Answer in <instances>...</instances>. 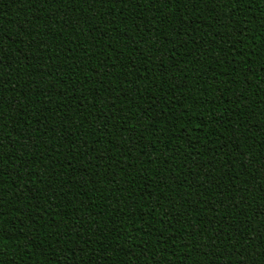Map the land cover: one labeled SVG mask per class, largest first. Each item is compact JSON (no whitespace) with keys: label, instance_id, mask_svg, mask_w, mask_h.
Returning <instances> with one entry per match:
<instances>
[{"label":"trees","instance_id":"1","mask_svg":"<svg viewBox=\"0 0 264 264\" xmlns=\"http://www.w3.org/2000/svg\"><path fill=\"white\" fill-rule=\"evenodd\" d=\"M80 8L78 0L46 8L0 0V81L16 87L8 98L20 100L17 108L31 104L26 115L9 104L0 121V264H74L56 233L75 244L73 255L90 239L83 256L92 264H264V0L181 6L163 24L146 0L98 6L87 23ZM161 97L173 100L167 112ZM93 147L98 163L88 158ZM245 188L254 190L237 191Z\"/></svg>","mask_w":264,"mask_h":264},{"label":"snow or ice","instance_id":"2","mask_svg":"<svg viewBox=\"0 0 264 264\" xmlns=\"http://www.w3.org/2000/svg\"><path fill=\"white\" fill-rule=\"evenodd\" d=\"M33 2H36V0H33ZM39 2L46 8V7H48V6L52 5V4H56V3L67 4L68 0H39ZM78 2L81 5V8H80L81 15H80L79 19L80 20H84L86 23L90 22L93 19V17L96 16V9H97L98 6L100 8H103L106 5H111L112 8H116L117 6H119L121 9H124V6L126 4L131 3L137 8L141 7V0H78ZM207 2H208V0H146V4L151 6V8L154 10L155 14L152 16L153 20H156V14H163L161 16V20L158 22L160 24H163L165 21H167L168 18H169V14L174 13L176 10L180 9L181 6H183L185 8L195 9L197 4H204V3H207ZM232 2L234 4H238V3L242 2V0H232ZM249 2H250V0H249ZM72 8L76 9L75 8V4H73ZM142 10L143 11H147V7H145ZM75 11L76 10H73V12H75ZM88 12H91V15L85 17L84 13H88ZM115 15L116 14H114V13L110 14V18L107 21V23H109L110 25L114 24ZM119 15L123 18V11H121L119 13ZM185 18L186 17L184 15L176 17V19L179 20V21H183ZM37 19H39V18H37ZM47 19L51 20V16H48ZM57 22H59V21H57ZM76 22L77 21H75V20L73 21V23H76ZM100 22L101 23H105L106 22L102 16L100 17ZM68 23H69L68 20H64L63 23H62V27L68 26ZM192 23L194 24L195 21H193ZM229 23H235L234 14H233V18H231L229 20ZM136 27L137 28L140 27L139 17L137 18ZM189 28L193 32L197 31V29L192 27V25H189ZM242 33H243V29H241V35H242ZM160 35H163V33H160ZM143 42H144L143 39H141L139 41V43H141V44ZM13 43H16V41H13ZM171 43L173 45H175V41L174 40L171 41ZM182 46H185V45H182ZM149 47L152 48V53H161V55L164 54L161 51V48L158 47V46L152 47V45H149ZM85 51H87V50H85ZM168 51L170 52V55H169L168 58L174 60L175 56H176L175 47H173L172 49H169ZM152 53H149L148 55L143 56V59L145 61L150 60ZM100 54L102 55V53H100ZM4 56H6V53L4 52L2 45H0V57H4ZM2 62L3 61L0 60V63H2ZM69 62H71V61H69ZM114 66H115V62H113L112 65H109L108 66V70L105 72V75H109L110 71H111V68L114 67ZM8 67H11V65L9 64ZM157 67L160 68V69H165L166 68V65H165V62H164L163 59L160 60V62L157 65ZM146 71H147V69H146ZM249 71H250V69H249ZM97 75H99V72H97ZM125 75H127V73H125ZM8 76H11V73H8ZM144 78L145 77H141V79H144ZM84 79H87V77L85 76ZM101 79H103V77H101ZM8 83H9L8 80L0 81V121L3 120V117L5 115L6 110L10 109L9 108V104H11V106H12L11 110L18 111V112H20V113H22L24 115L27 114L26 112H24V107H31V104L27 103L26 105L21 106L20 108H17V106L20 105V100L16 99V98H13V99H9L8 98V94L9 93H12V94L16 93V87L15 88L14 87L9 88V87H7ZM120 87H121V90L123 91V85H120ZM128 91L129 92H140V88H139V86H137L135 88L129 89ZM161 91H163V90H161ZM27 95L29 97H31L32 94L28 93ZM97 95H99V93H97ZM125 98L126 99L128 98L127 94L125 95ZM241 98H242V94H241V96H237V100H240ZM116 99L117 100L120 99V96L117 95ZM187 99L188 98L186 97L185 98V102L187 101ZM206 102L207 101H205V103ZM158 103H160V105L162 107H164V111L167 112L168 111L167 105L173 104V100H172V98L161 97V99H160V101H158ZM113 106H115V105H113ZM173 107H174V105H173ZM205 111H210V109L205 108ZM150 113H152V106L151 105L147 109L144 110L145 116H149ZM197 115H200V114L196 113L195 109H193V118H195V116H197ZM229 115H231V113H229ZM165 118L170 119V117H165ZM249 118L251 119V117H249ZM57 119L63 120L64 118H63V116H57ZM46 120H47V118L45 117L44 121L41 122L42 126L45 129H47V127H48V125L46 123ZM185 120L188 123H191V120L189 119V117L185 116ZM89 123H91V121H89ZM217 123L222 125L223 121L217 120ZM205 126H207V125H205ZM196 128H200V125L197 124ZM39 130H40L39 128L36 129V131H39ZM53 130H55V129H53ZM167 131L169 133H171L173 130L172 129H167ZM21 135H22V138L25 140V142L28 144L29 147H31L33 144H35V141L32 140L31 137H23V134H21ZM45 135H47V132H45ZM92 135H95V132H93ZM133 135H135V133ZM64 139H65V142L69 143V145L71 147V141L68 139V137H65ZM74 139H80V137H75ZM13 146H15V144H13ZM189 146H191V145L189 144ZM224 146H227V145L225 144ZM81 147H85V146L81 145ZM2 149H3V144L0 143V151H2ZM87 151L89 153V156H88L89 160L92 161V162L98 163L99 160L101 159V156H100L99 152L97 151V149L95 147H93L91 149H88ZM91 153H95V155H91ZM81 154H84V153H81ZM149 155H150V153H149ZM177 155H179V153H177ZM227 155L229 156V158H231V153H227ZM240 155H243V153H240ZM13 158L14 159H19L18 157H13ZM103 159H109V157L105 156V157H103ZM195 160H196V158L192 157L191 160H190V163L195 164V166L197 168H199L201 171H203V168H201L199 164H196ZM5 162L6 161L3 159V156L0 155V164H3ZM209 163H211V161H209ZM139 171H141V169H133L134 173L139 172ZM143 171H146V170H143ZM2 172H3V168L0 167V173H2ZM29 175L31 176L32 173L30 172ZM237 178H238V175H237ZM53 179H54V177H53ZM161 179H163V177H161ZM110 182L114 183V181H110ZM185 182H187V181H185ZM13 183H15V181H13ZM196 187L202 188L203 184H198V185H196ZM217 187H219L218 184H217ZM125 190H127V189H125ZM253 190L254 189L249 190L248 188L237 189V191H253ZM229 191H231V189ZM262 191H264V190H262ZM185 195H187V192H185ZM205 195H206V192H205ZM17 198H19V197H17ZM0 200H2V196H0ZM241 202H243L242 199H241ZM224 206L225 207H231L232 205H224ZM235 207L239 208V204H236ZM155 208H156V206H153L152 208H150V212H155ZM165 214H167V213H165ZM53 215H59V214L58 213H53ZM261 215H264V213H261ZM5 216H6L5 213L0 212V217H5ZM76 222H77V224L79 223V218H77ZM29 223H34V221L31 218H29ZM178 223H183V221L179 220ZM169 227H170V225H169ZM32 231H34V230H32ZM218 233H221V231L218 232ZM20 234L24 235L23 231H21ZM56 235H57V239L58 240H64V242L66 244L71 245V247L68 248V251L71 252L72 256L77 257V259L74 261V264H92L93 255H89L87 258H85L83 256V253L86 251L85 246L86 245H90L92 243V241L90 239H84L82 244H80L78 246L81 251L80 252H76L75 255H73V248L77 249L75 244L72 241H70V240H65L63 236L59 235V233H56ZM73 235H79V233L77 232V233H74ZM245 238H247V237H245ZM3 239H5V238L3 237L2 234H0V240H3ZM168 240H175V235L174 234L170 235L167 239H165L163 241V243L167 244ZM21 244H22L23 248L30 249V247L33 246V241L31 239H28L27 242L21 241ZM179 246L182 247V248H187V249H191L193 247L192 245H189L187 243L180 244ZM262 246H264V245H262ZM196 247H198V246H196ZM61 250L64 251L65 249L61 248ZM41 251H43V249H41ZM53 252H55V250H53ZM78 253L80 254L79 256L77 255ZM203 253H207V250H205ZM237 254H239V250H237ZM3 255H4V253L0 252V256H3ZM256 255L260 256V255H262V253L260 251H256ZM100 259H103V256H101ZM254 264H255V262H254Z\"/></svg>","mask_w":264,"mask_h":264}]
</instances>
